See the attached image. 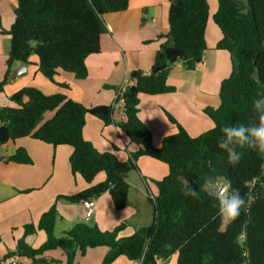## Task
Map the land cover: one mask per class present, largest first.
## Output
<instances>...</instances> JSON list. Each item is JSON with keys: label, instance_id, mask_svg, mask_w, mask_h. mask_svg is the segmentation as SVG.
<instances>
[{"label": "trees", "instance_id": "obj_1", "mask_svg": "<svg viewBox=\"0 0 264 264\" xmlns=\"http://www.w3.org/2000/svg\"><path fill=\"white\" fill-rule=\"evenodd\" d=\"M168 1L169 38L157 52L151 72H132L134 84L120 91L126 121L119 129L139 146L126 161L115 153L100 152L84 137L87 118L92 115L108 125L114 118V105L88 108L65 95L48 96L26 87L10 98L11 106L0 107L1 161L32 165L23 148L10 157L1 155L2 149L29 137L55 147H72L71 169L90 185L100 173L106 175L104 182L65 197L69 202L97 200L109 193L116 209L122 211L128 205V177L139 170V159L150 157L168 165L169 175L154 182L157 193L150 197L153 223L135 229L127 238L119 237L127 224L104 232L86 223L57 237L58 212L52 207L37 228L25 227L24 237L0 264L11 260L16 264H75L77 254L85 256L99 247L109 248L103 264H113L122 256L131 263L143 259V264H159L176 254L178 264H264L263 154L247 146L237 147L240 160L233 165L216 146L219 138H227L223 126L258 127L264 114V0H217L213 20L222 33L217 48L230 53L233 68L221 84V105L204 109L214 128L193 138L178 126V133L155 147L152 133L139 116L140 96L176 92L168 83L170 72L178 63L194 71L203 62L211 19L209 0ZM129 6L130 0H18L15 22L3 31L11 37L12 45L0 94L14 65L29 64L32 57L38 58L41 73L52 83L57 84L60 72L87 79L86 60L101 52L102 36L108 31L103 17L124 12ZM218 178L227 182L228 191L239 192L248 202L225 229L215 193L208 189V183ZM189 187L200 193L199 199L183 195V189ZM39 230L45 233L46 242L34 248L26 238ZM58 249L64 252L66 262L47 258L46 253Z\"/></svg>", "mask_w": 264, "mask_h": 264}, {"label": "crops", "instance_id": "obj_2", "mask_svg": "<svg viewBox=\"0 0 264 264\" xmlns=\"http://www.w3.org/2000/svg\"><path fill=\"white\" fill-rule=\"evenodd\" d=\"M209 4L211 19L206 31L208 51L203 62L194 71L187 70L181 63L173 66L168 83L176 88L175 93L140 96L139 116L152 133L155 147H161L166 137L178 133V126L193 138L214 128L204 109L221 105V84L231 75L233 64L230 53L217 48L222 39V33L213 21L218 1L209 0ZM17 7L18 0H0V82L7 73L6 62L12 45L11 37L3 34V31L13 26ZM169 8L168 0H130L128 10L105 15L103 19L108 31L102 36L101 52L86 60L89 75L85 80H78L71 73L60 72L56 77L57 84L52 83L41 73L37 57H32L29 64L17 62L12 72L23 65L26 72L15 79L10 78L0 94V107L11 106L10 98L26 87L37 88L48 96L65 95L88 108L114 105V118L108 125L92 115L87 118L84 137L100 152L115 153L120 160L126 161L131 153L138 151L139 146L119 129L126 116L123 105H116L115 99L121 90L134 84L132 72H151L157 52L169 38ZM20 148L28 152L33 160L32 165L0 160V261L15 250L17 240L24 237L25 227L33 225L37 228L43 215L52 207H56L58 212L57 237L78 223L97 226L104 232H112L120 225L127 224L120 232V238L130 237L135 229L152 224L148 223L149 216L154 212L150 197L157 193L154 182L169 175L170 170L165 163L141 157L139 170L128 177L130 192L127 207L122 211L117 210L110 194L105 193L93 200L96 204L95 214L88 221L84 201L72 203L65 197L77 196L89 187L104 182L106 175L100 173L90 185L71 169L72 147H55L29 137L2 149L1 155L4 158L13 156ZM26 241L32 247L39 248L46 242V235L39 230L37 234L27 237ZM99 249L102 250H89L84 259L97 256L98 262H102L109 248L107 251L103 247ZM46 256L50 260L66 262V256L60 249L50 251ZM16 263V260H11L5 264ZM175 263L178 264L177 254L159 264ZM113 264L133 263L122 256Z\"/></svg>", "mask_w": 264, "mask_h": 264}, {"label": "clouds", "instance_id": "obj_3", "mask_svg": "<svg viewBox=\"0 0 264 264\" xmlns=\"http://www.w3.org/2000/svg\"><path fill=\"white\" fill-rule=\"evenodd\" d=\"M259 108V104L255 105ZM222 132L226 135V139H218L217 148L226 152L228 160L235 165L240 160V154L237 152V147L247 146L251 149H256L260 153H264V114L260 116L258 127H245L243 124L239 126L229 127L223 126ZM249 137L252 139L250 140ZM183 195L193 199H199L200 193L189 187L183 189ZM218 203V215L225 221L231 222L241 215L242 209L247 207L245 199L237 191L215 190V196Z\"/></svg>", "mask_w": 264, "mask_h": 264}, {"label": "rangeland", "instance_id": "obj_4", "mask_svg": "<svg viewBox=\"0 0 264 264\" xmlns=\"http://www.w3.org/2000/svg\"><path fill=\"white\" fill-rule=\"evenodd\" d=\"M214 21V20H213ZM263 154V157H264V153H262ZM222 185H227V182L223 179V178H218V179H216V180H214V181H212V182H210V183H208V189L211 191V192H213L214 193V191L216 190V188L218 187V186H222ZM153 216H154V212L153 213H151V215L149 216V225L151 224V223H153ZM229 222H227V221H225L224 220V225H223V228L225 229V227L227 226V224H228ZM90 250H92V249H90ZM94 250V252H96L97 250H102V249H99V248H94L93 249ZM103 250H108V247H103ZM89 251V250H88ZM109 251V250H108ZM108 251H107V253H108ZM91 252V251H90ZM107 253H106V255H107ZM105 255V256H106ZM105 256H104V258H103V260H102V262H98V257L97 256H94V257H88L87 259H84V258H86V255L85 256H82V255H80V254H77V257H76V259H75V264H103V261H104V259H105ZM82 260H83V263H82ZM128 260V259H127ZM176 264V263H175Z\"/></svg>", "mask_w": 264, "mask_h": 264}, {"label": "built area", "instance_id": "obj_5", "mask_svg": "<svg viewBox=\"0 0 264 264\" xmlns=\"http://www.w3.org/2000/svg\"><path fill=\"white\" fill-rule=\"evenodd\" d=\"M121 94L122 92H119L116 96V99H115V103L116 105L118 103H121L123 105V101L121 99ZM224 188H226L228 190V186L227 185H222V186H218L216 188L217 189H221L223 190ZM215 193V191H214ZM84 207L86 209V220H91L95 214V208H96V204L93 200H87V201H84ZM133 264H143V259H140L138 261H135Z\"/></svg>", "mask_w": 264, "mask_h": 264}, {"label": "water", "instance_id": "obj_6", "mask_svg": "<svg viewBox=\"0 0 264 264\" xmlns=\"http://www.w3.org/2000/svg\"><path fill=\"white\" fill-rule=\"evenodd\" d=\"M23 72H26V67L24 65L21 66L18 70L13 71L12 75H11V78L15 79L16 77H18Z\"/></svg>", "mask_w": 264, "mask_h": 264}]
</instances>
